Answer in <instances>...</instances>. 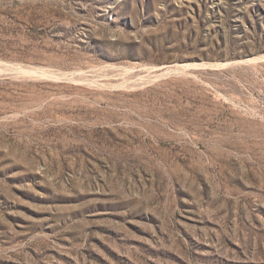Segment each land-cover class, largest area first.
Instances as JSON below:
<instances>
[{
  "label": "rangeland",
  "instance_id": "1",
  "mask_svg": "<svg viewBox=\"0 0 264 264\" xmlns=\"http://www.w3.org/2000/svg\"><path fill=\"white\" fill-rule=\"evenodd\" d=\"M0 264H264V0H0Z\"/></svg>",
  "mask_w": 264,
  "mask_h": 264
},
{
  "label": "trees",
  "instance_id": "2",
  "mask_svg": "<svg viewBox=\"0 0 264 264\" xmlns=\"http://www.w3.org/2000/svg\"><path fill=\"white\" fill-rule=\"evenodd\" d=\"M23 12H17L16 14H14V12L12 13V15H14V16H11V17H13L12 19L13 20H21V18L19 17V15H21ZM29 20L30 21H32V22H34L33 20H34V16L32 15V16H29ZM35 35H37V34H35Z\"/></svg>",
  "mask_w": 264,
  "mask_h": 264
}]
</instances>
